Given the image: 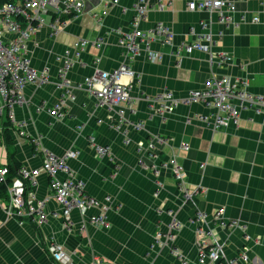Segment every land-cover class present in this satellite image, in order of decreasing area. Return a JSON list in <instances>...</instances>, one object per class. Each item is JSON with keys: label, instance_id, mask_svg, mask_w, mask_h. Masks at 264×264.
I'll return each instance as SVG.
<instances>
[{"label": "crops", "instance_id": "0c3cea01", "mask_svg": "<svg viewBox=\"0 0 264 264\" xmlns=\"http://www.w3.org/2000/svg\"><path fill=\"white\" fill-rule=\"evenodd\" d=\"M113 1L86 0L83 13L65 18L56 32L51 16L44 17L23 52L30 67L47 78L40 87L28 86L26 104L14 110L17 124L25 122V135L19 136L13 126L12 143L6 145L5 122L0 123V164L7 168L14 161L29 170L41 167L43 155L30 143L33 138L56 157L75 150L76 158L66 164L84 183V193L106 205L109 227L90 225L87 219L97 213L91 209L84 217L73 211L72 227L65 229L61 218L52 217L58 206L48 176L40 172L28 189L33 202L44 200L42 221L37 214L21 221L7 218L1 205L6 192L0 197V264H56L48 252L52 242L75 264H92L93 256L106 264H198L199 241L205 238L196 234V212L235 222L237 227L211 224L226 258L245 250L248 264H264V114L246 110L236 125L213 131L200 120L210 113L201 104L178 105L166 113L146 100L164 91L185 97L211 73L245 79L248 92L264 96V0H233L235 12L228 24L215 13L187 9L189 2L200 0H147L150 10L139 29L148 32L162 24L173 36L172 47L151 44L162 55L156 62L147 61L144 53L124 59L120 41L130 29L136 1ZM206 32L214 41L211 59L197 51L180 58L173 54L171 48ZM221 55L225 59L220 62ZM65 58H70L66 76L71 88L60 89L75 100L66 106L63 119H53L47 111L61 94L58 69ZM123 62L132 77L121 79L130 99L118 122L116 110L95 106L84 80L96 70H117ZM96 147H106L107 154H97ZM172 157L185 171L190 201H183L164 167Z\"/></svg>", "mask_w": 264, "mask_h": 264}, {"label": "built area", "instance_id": "2783aa9c", "mask_svg": "<svg viewBox=\"0 0 264 264\" xmlns=\"http://www.w3.org/2000/svg\"><path fill=\"white\" fill-rule=\"evenodd\" d=\"M135 13L132 18L130 29L123 33L120 46L124 51V59L132 60L139 53H144L147 61H160L162 55L151 49L152 43L172 47V32L162 25H156L152 30L145 32L139 29V24L145 19L150 5L147 0H135ZM114 0L112 3H116ZM86 0H19L0 5V123L6 122L10 130L13 126L19 128L17 133L24 136L23 126L25 122H16L15 108L24 106L26 99L25 89L28 86L40 87L47 82L44 72L33 70L27 58L24 56V48L27 40L44 24V17L51 16V28L56 32L65 18H73L82 14L85 10ZM162 10L163 5L158 4ZM189 11L199 10L215 13L219 22L228 24L235 12L233 0H200L187 4ZM253 21H258L254 18ZM205 26H202L204 28ZM15 36L8 39L6 36ZM83 41L82 44H85ZM214 41L208 32L191 42H181L172 49L178 58L189 56L193 52H201L211 56V47ZM220 62L225 58L221 55ZM70 58L62 61L58 69V87L71 88L66 73L69 68ZM122 76L132 77L128 63L123 62L117 70L103 72L96 70L94 74L84 80L86 91L95 98L96 107H105L110 111L116 110L119 121H122V107L130 99L128 86L122 82ZM247 80H230L228 77H220L210 74L199 89L190 91L185 97L177 98L171 92L164 91L153 98H146L148 102L158 103L160 109L171 113L178 105L201 104L210 113L200 117V120L209 124L213 131L226 128L229 124H237L240 114L246 110L264 114V96H258L248 92ZM75 100L74 96L61 91L57 102L47 113L53 119H63L66 106ZM42 107H37L39 112ZM2 126V125H1ZM135 127H141L136 124ZM30 143L36 151L43 155L42 165L39 169L29 170L21 166L16 177L6 183L8 168L0 164V184L6 186V200L1 203L7 218L23 220L33 219L34 214L42 221L45 218L44 200L33 202L29 189L36 184L40 172L49 178V186L52 198L58 206L57 212L52 214L53 218H61L65 229L72 227L71 214L77 211L80 216L94 209L96 214L90 216L87 222L95 228L107 229L109 223L106 219V205L95 198L84 193V183L67 166V161L76 158L75 150H68L61 157H56L50 152L42 149L39 139L33 138ZM96 153L104 156L107 154L106 147H96ZM173 176L179 191L183 194V201H190L191 193L186 189V174L182 166L174 157L168 159L164 164ZM62 174V178L58 175ZM28 189V190H27ZM107 201V199H106ZM108 202V201H107ZM84 221V220H83ZM196 224V234L205 238L199 241L198 264H248L247 252L242 250L235 258L228 259L223 254V247L213 235L211 224L226 228L227 225L236 226L235 222H222L219 215L208 218L203 212H196L193 217ZM237 227V226H236ZM176 228V227H174ZM51 259L56 264H75L70 254L58 243L52 242L48 247ZM174 254H178L173 250ZM92 264H106L98 256H93Z\"/></svg>", "mask_w": 264, "mask_h": 264}, {"label": "trees", "instance_id": "16d2710c", "mask_svg": "<svg viewBox=\"0 0 264 264\" xmlns=\"http://www.w3.org/2000/svg\"><path fill=\"white\" fill-rule=\"evenodd\" d=\"M19 0H0V5L4 3H9V2H16ZM3 137L6 145H9L12 143L11 140V130L9 125L5 122L3 123ZM21 167V165L18 164V162L14 161L13 166H9L8 168V178L6 179V183L11 182L17 175L18 169ZM28 190V189H27ZM6 192V186L5 184H0V197L3 193Z\"/></svg>", "mask_w": 264, "mask_h": 264}]
</instances>
